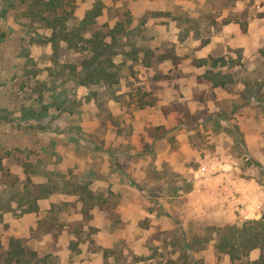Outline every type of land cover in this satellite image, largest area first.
Returning <instances> with one entry per match:
<instances>
[{
	"label": "rangeland",
	"instance_id": "374dc122",
	"mask_svg": "<svg viewBox=\"0 0 264 264\" xmlns=\"http://www.w3.org/2000/svg\"><path fill=\"white\" fill-rule=\"evenodd\" d=\"M96 1L98 26L125 25L113 87L62 74L83 56L55 58L26 0H0V255L15 238L37 264H230L219 229L264 221V0H77L76 16Z\"/></svg>",
	"mask_w": 264,
	"mask_h": 264
},
{
	"label": "trees",
	"instance_id": "16d2710c",
	"mask_svg": "<svg viewBox=\"0 0 264 264\" xmlns=\"http://www.w3.org/2000/svg\"><path fill=\"white\" fill-rule=\"evenodd\" d=\"M25 4L23 15L49 33L45 36L38 35L37 41L51 44L55 58L59 49L83 56L77 62L62 65V74L67 71V75L79 87L84 88L113 87L120 84L121 64H117L115 58L123 53L119 47L125 33V25L123 20L117 18L112 28L108 24L98 26L97 20L105 9L103 2L96 1L81 19L76 16L77 0H26ZM139 52L137 48L124 55L131 61H138ZM163 57L160 60L168 58ZM199 61L202 66L208 62L206 59ZM208 75H212V79L216 80L215 87H224L227 83L211 70H208ZM93 97L95 93L88 96V99ZM28 112L29 114H24L26 118L35 114L33 110ZM45 113L46 110L41 115ZM38 188L39 196L33 199L30 208L24 212L36 211L37 206H34V203L48 197L53 193L52 189H55L44 184ZM28 194L30 193L28 192L27 196ZM216 249L229 256L230 264H249L251 252L260 250L256 263L264 264V221H251L241 227L226 226L219 229ZM35 258L36 253L28 250L21 239L15 238L10 240L7 251L0 255L1 264H37Z\"/></svg>",
	"mask_w": 264,
	"mask_h": 264
},
{
	"label": "built area",
	"instance_id": "2783aa9c",
	"mask_svg": "<svg viewBox=\"0 0 264 264\" xmlns=\"http://www.w3.org/2000/svg\"><path fill=\"white\" fill-rule=\"evenodd\" d=\"M243 216L246 220H249V219H253L255 218L252 213H254V208H252L251 206H247L244 211H243Z\"/></svg>",
	"mask_w": 264,
	"mask_h": 264
},
{
	"label": "crops",
	"instance_id": "0c3cea01",
	"mask_svg": "<svg viewBox=\"0 0 264 264\" xmlns=\"http://www.w3.org/2000/svg\"><path fill=\"white\" fill-rule=\"evenodd\" d=\"M252 208H254V213H252V215H253L254 217H257V211H256V208L253 207V206H252Z\"/></svg>",
	"mask_w": 264,
	"mask_h": 264
}]
</instances>
